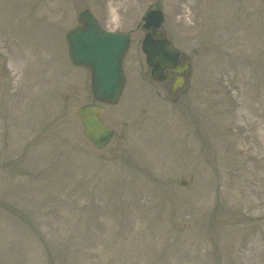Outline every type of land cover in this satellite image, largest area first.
<instances>
[{"label": "rangeland", "instance_id": "374dc122", "mask_svg": "<svg viewBox=\"0 0 264 264\" xmlns=\"http://www.w3.org/2000/svg\"><path fill=\"white\" fill-rule=\"evenodd\" d=\"M110 2L132 43L98 150L65 37L102 1L0 0V264H264V0ZM152 8L191 59L175 97L141 50Z\"/></svg>", "mask_w": 264, "mask_h": 264}, {"label": "water", "instance_id": "95a60500", "mask_svg": "<svg viewBox=\"0 0 264 264\" xmlns=\"http://www.w3.org/2000/svg\"><path fill=\"white\" fill-rule=\"evenodd\" d=\"M155 13L148 15L149 27L160 25L163 21L159 12L157 23L150 24ZM92 19V18H91ZM71 58L75 64L89 67L92 70L93 87L96 98L104 103H115L124 84L122 61L126 53L127 38L105 32L92 19L87 28L68 36ZM143 47L148 60L158 58L169 47L164 43L159 49H154L150 38ZM153 45V47H151ZM168 52V54H169ZM170 55L166 58L169 59ZM176 57H173L175 59ZM172 59V58H171ZM105 108L96 105H86L78 110V116L84 129V135L97 147H105L114 135V131L106 126L103 120Z\"/></svg>", "mask_w": 264, "mask_h": 264}, {"label": "flooded vegetation", "instance_id": "af4514ba", "mask_svg": "<svg viewBox=\"0 0 264 264\" xmlns=\"http://www.w3.org/2000/svg\"><path fill=\"white\" fill-rule=\"evenodd\" d=\"M154 38H156V37H154ZM183 55V54H182ZM184 56V55H183ZM185 57V56H184ZM185 61H183V59H181L180 60V63L181 64H183ZM173 71V70H172ZM177 75V74H176ZM174 82H175V79H172V82H168L167 83V87H166V85H165V90L167 91H172V89H173V86H174ZM179 95V94H178Z\"/></svg>", "mask_w": 264, "mask_h": 264}]
</instances>
